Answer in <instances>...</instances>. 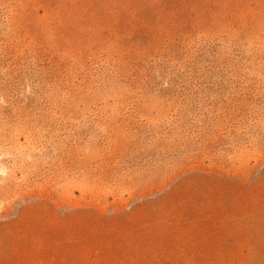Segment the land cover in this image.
Returning a JSON list of instances; mask_svg holds the SVG:
<instances>
[{
	"label": "rangeland",
	"instance_id": "rangeland-1",
	"mask_svg": "<svg viewBox=\"0 0 264 264\" xmlns=\"http://www.w3.org/2000/svg\"><path fill=\"white\" fill-rule=\"evenodd\" d=\"M0 264H264V0H0Z\"/></svg>",
	"mask_w": 264,
	"mask_h": 264
}]
</instances>
